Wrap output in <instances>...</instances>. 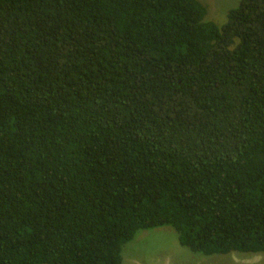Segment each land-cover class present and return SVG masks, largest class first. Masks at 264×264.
<instances>
[{
  "label": "trees",
  "instance_id": "obj_1",
  "mask_svg": "<svg viewBox=\"0 0 264 264\" xmlns=\"http://www.w3.org/2000/svg\"><path fill=\"white\" fill-rule=\"evenodd\" d=\"M0 0V264H121L170 227L264 254V0Z\"/></svg>",
  "mask_w": 264,
  "mask_h": 264
},
{
  "label": "rangeland",
  "instance_id": "obj_2",
  "mask_svg": "<svg viewBox=\"0 0 264 264\" xmlns=\"http://www.w3.org/2000/svg\"><path fill=\"white\" fill-rule=\"evenodd\" d=\"M206 10V20L221 26L227 12L241 0H198ZM121 264H264V254L231 253L225 256H202L181 247L170 227L139 231L122 249Z\"/></svg>",
  "mask_w": 264,
  "mask_h": 264
}]
</instances>
